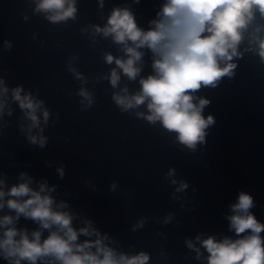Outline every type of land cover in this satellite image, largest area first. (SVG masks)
I'll use <instances>...</instances> for the list:
<instances>
[{"label":"clouds","instance_id":"1","mask_svg":"<svg viewBox=\"0 0 264 264\" xmlns=\"http://www.w3.org/2000/svg\"><path fill=\"white\" fill-rule=\"evenodd\" d=\"M140 3V0H134ZM76 0H38L36 11L49 13L52 22L75 18ZM103 7V0H101ZM157 19L150 21L151 27L144 30L137 25L134 13L129 7H115L103 28L96 27L105 37L122 45L126 58L107 54L108 64H115L111 70L110 83L117 87L121 74L130 81L140 75L144 52L152 53V74L139 80L140 89L135 94H114L113 100L122 110L147 107L148 113H137L147 121L160 122L169 132L176 133V139L187 148L195 150L198 143L205 142L206 129L215 123L212 115L206 118L203 109L210 100L195 94L202 87L216 88L224 77H233L237 63L234 58H242L240 46L247 40L245 51H254L264 63V0H165L156 14ZM5 46L11 44L5 41ZM119 70V71H118ZM79 77V74H77ZM4 81L0 79V86ZM6 86L0 87V96L8 93ZM18 86L12 89V99L18 102L20 109L31 123L28 131L40 128L42 101L28 93L22 95ZM91 103L89 93L81 89L79 93ZM5 101L0 99V115L3 114ZM11 112H9V115ZM47 123L48 110L42 112ZM23 131V128L21 129ZM32 144L43 148L47 137L29 135ZM61 178L64 167L57 169ZM175 169H170L168 176H173ZM22 182L7 190L0 180V210L7 207L14 214L0 216V258L7 264H149L150 254L144 251L136 255L117 252L107 241V234L93 227L92 221L86 220L85 226L74 227V214L66 210L68 205L56 203L51 193L55 186L48 187L41 183L33 188L32 178L20 174ZM172 184L177 181L173 179ZM181 181L176 192L188 188ZM111 188L114 190L116 184ZM5 197L8 199L5 200ZM254 207L253 197L247 192H240L237 202L231 205L232 215L228 217L230 228L237 238L224 237L216 240L208 236L200 242L208 253L207 264H264V223L257 220L250 211ZM23 216L36 222L39 227L30 234L27 228L16 227ZM169 215L165 219L168 223ZM141 219L132 228L136 231L144 226ZM42 230L48 234L43 236ZM95 237L80 241V237ZM189 249H194L196 258L201 256L200 248L191 240L185 241Z\"/></svg>","mask_w":264,"mask_h":264}]
</instances>
